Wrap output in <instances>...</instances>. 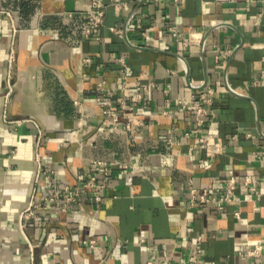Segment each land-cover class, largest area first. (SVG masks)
<instances>
[{"label":"crops","instance_id":"obj_1","mask_svg":"<svg viewBox=\"0 0 264 264\" xmlns=\"http://www.w3.org/2000/svg\"><path fill=\"white\" fill-rule=\"evenodd\" d=\"M101 1L104 22L87 37L91 0H0V264H264V0ZM101 79L112 107L96 101ZM137 80L156 84L143 100ZM208 83L216 99L197 129L176 99ZM108 108L143 123L115 126ZM200 136L221 150L208 154ZM94 158L130 166L111 164L100 191L84 187L71 210L20 228L39 163L59 183L82 184ZM246 173L262 198L239 186L238 199L221 200L225 178ZM191 185L218 201L193 202ZM258 242L261 254H250Z\"/></svg>","mask_w":264,"mask_h":264},{"label":"built area","instance_id":"obj_2","mask_svg":"<svg viewBox=\"0 0 264 264\" xmlns=\"http://www.w3.org/2000/svg\"><path fill=\"white\" fill-rule=\"evenodd\" d=\"M7 13L11 16L12 12L7 10ZM106 13L105 4L101 0H91V17L89 21L84 24V34L87 37H90L94 33V28L99 26L104 22V17ZM136 24L139 27H142L140 18H137ZM113 27V26H112ZM175 28V26H171ZM114 28V27H113ZM96 39H101V35H96ZM224 52L217 54V62L220 61L221 56L224 55ZM13 58V53L10 55V59ZM91 57L86 56L84 61H90ZM116 60L119 62L120 67L118 73L121 76V89L124 92L128 84L129 79V60L125 54H120L116 57ZM261 75L264 80V68L261 70ZM253 82H257V79H254ZM156 84L154 81H141L137 80V89L133 93L134 97L137 100L144 99V92L150 86L154 87ZM168 89V88H167ZM97 90L99 93L96 96L97 102H105L110 107H112L111 100L105 98L106 95L112 94V89L106 84L104 79H101L98 82ZM10 98V91L8 90L5 93V100L8 102ZM216 99V87L214 83H208L203 90L192 93L189 97H180L176 99V102L181 104L184 107H188L192 110L194 114V124L197 129L202 128L206 125L207 120L212 114V105ZM127 102V97L123 96L120 100L121 106L124 108ZM106 111L111 115V121L115 126H118L120 120H125V128L131 130L133 124L136 122L137 127L143 123V119L139 117L136 113L129 114L127 111L121 109H112L108 108ZM168 112V110H166ZM5 118L12 123H19L23 118L9 119L7 113L4 114ZM171 131V129H169ZM186 136H190V131L187 130L184 132ZM200 146L206 150L208 154H212L218 150H221V147L218 146L215 149H211L208 145V137L200 136L199 137ZM41 153L37 152L38 160H40ZM117 163L116 161H108L101 158H94L91 160L92 170L86 173V177L83 180L82 184L78 183H69L63 182L59 183L52 178V170L46 166H43L39 163L38 171L35 178V187L34 191L29 198L27 205L21 210L19 214L20 228L25 229L27 222L31 219H36L39 224L42 223L43 216L58 213V212H67L77 204L81 199L82 188L84 187H95L96 191H100L106 185V178L110 173L111 164ZM118 166L122 169L130 166L129 163L121 162L117 163ZM45 180V192L42 196L37 195V190L40 189V181ZM225 193L221 200L225 202H231L238 199L236 194V189L240 186L244 189H247L254 193L256 199L262 198V193L258 191L255 176L250 173L243 174L242 176H237L231 174L225 178ZM191 190V199L193 202H217L218 199L216 196H211L207 188L198 189L194 185L190 186ZM95 197L100 198V193H96ZM222 206V205H220ZM236 215L240 216V211H236ZM201 236H198L200 238ZM90 245H95L96 239L91 238L89 240ZM32 245V243H31ZM33 246V245H32ZM263 249V243L258 242L249 249V253L253 255L261 254ZM198 256V248L195 247L189 254V260L195 263ZM32 258V257H31ZM154 260L149 259L147 264H153Z\"/></svg>","mask_w":264,"mask_h":264},{"label":"trees","instance_id":"obj_3","mask_svg":"<svg viewBox=\"0 0 264 264\" xmlns=\"http://www.w3.org/2000/svg\"><path fill=\"white\" fill-rule=\"evenodd\" d=\"M24 5H23V3H22V7H23Z\"/></svg>","mask_w":264,"mask_h":264}]
</instances>
